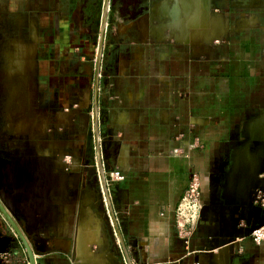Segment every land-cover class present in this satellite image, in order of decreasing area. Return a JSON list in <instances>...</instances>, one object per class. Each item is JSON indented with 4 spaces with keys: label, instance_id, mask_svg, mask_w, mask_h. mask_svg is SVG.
<instances>
[{
    "label": "crops",
    "instance_id": "1",
    "mask_svg": "<svg viewBox=\"0 0 264 264\" xmlns=\"http://www.w3.org/2000/svg\"><path fill=\"white\" fill-rule=\"evenodd\" d=\"M190 1L198 2V7ZM202 1L131 0L138 6L131 14L139 15L129 23L137 24L138 47L114 45L104 51L98 90L99 144L103 170L124 175L120 181L107 182L121 244L103 235L104 216H110L88 188L80 193V204L59 200L58 208L49 202L48 196L67 195L73 177L54 168L52 157L37 152L34 140L17 159L0 165L4 189L29 196L11 215L18 228L47 232V238L59 231L60 238L46 244L45 253L35 254L37 263L72 264L67 253L74 240L76 264H106L107 258L127 264L124 252L131 262L142 264H264V243L252 242L249 226L240 218L255 176L264 180V0H207V6ZM94 3L9 0L6 7L15 9L22 38H32L26 43L35 44L29 49L16 45V63L26 66V72L15 73L27 77L25 81L31 76L35 89L38 83L36 106L66 107L74 103L79 90L82 98L86 94V69L98 43L93 41L94 17L85 7ZM158 5L162 10L152 16ZM61 8L67 12L57 13ZM196 12L220 22L219 28H207L208 34L218 32L202 44L194 36L188 39L195 32L190 18ZM175 22L173 35L168 25ZM129 24L119 30H128ZM57 62L65 66L64 74L54 70ZM77 70L81 72L72 74ZM18 85L20 94L25 92L22 102H29L28 90ZM87 122L88 116L81 113L82 130ZM34 128L45 135L48 125ZM80 142L83 149L85 142ZM190 169L199 174L205 209L185 244L175 231L174 211ZM54 176L64 180L56 183L59 188L40 185ZM259 213L263 223L264 208ZM233 238L230 252L222 242ZM5 250L15 255L13 264L29 263L25 246L0 211V253Z\"/></svg>",
    "mask_w": 264,
    "mask_h": 264
},
{
    "label": "rangeland",
    "instance_id": "2",
    "mask_svg": "<svg viewBox=\"0 0 264 264\" xmlns=\"http://www.w3.org/2000/svg\"><path fill=\"white\" fill-rule=\"evenodd\" d=\"M8 2L9 0H0V155L6 158H8L9 156H19L23 152V150H28L31 145V141L34 140V138L37 136L41 137L39 141L41 143H44L45 135H42L37 131H35L34 125L37 127L39 126V124L42 123L41 118L45 117L43 116L44 114L42 112H44V109L46 108L41 106L40 104L39 106L41 108H39L38 106L36 107L35 106L36 101H33L34 99L31 97V95L29 96V102H27L28 100H24V102H27L26 104L22 102V100L24 99L23 96L25 95V92H21L23 93L22 94L23 96L20 94V90H18V88H21L18 85L19 83H22V86H25L29 94H36V90L38 91L39 88L37 82H36L37 86L35 89L34 81L32 83L33 86L31 87L28 83H24L20 81L21 78L23 80V75H20L19 77V74L15 73V71L17 72V70H19V72H24V71L26 72V66H22L21 63L20 64L16 63V61H18L17 59H15L17 55L16 45H18L19 43L21 45L28 47L29 49V48H33L35 44L26 43L28 40H32V38L29 39L22 38L23 35L21 34H23V31H20L19 27L15 24V13L9 12V10L6 7L8 5ZM155 7L156 6L152 8L151 14H153ZM101 9H102V0H95L94 4H88L85 7V12H87L88 15L91 14L90 16H93L95 20L94 21L95 27L93 32V41L95 44L98 36L99 23L101 18ZM149 9L147 13H150ZM212 10L214 9L209 7L208 11L214 12ZM133 11H134L133 6H130L129 3L125 4L124 0H115L114 5L110 7V11L107 18L108 25L105 33L106 34L105 51H107V48L109 46L112 48L114 45L115 47L117 46L119 48L128 47L130 49H132V47L133 48L138 47L140 43V39H139L140 33L139 31H137L138 30L137 24L134 25L129 24L130 21H133L135 17L138 15V14L132 15L131 13ZM65 12L67 11L66 10L57 11V13L59 14ZM151 23L155 24L157 23V21L153 20V22ZM126 24L127 25L129 24L128 30L120 31L119 29L122 27V25H126ZM207 28H197L198 32H194L192 35L190 34L188 39L194 36L193 39L196 38L195 40L198 44H202L204 41H209L211 35L207 33ZM207 35H209V37ZM151 37L155 38L154 35H152ZM22 39L25 40V42ZM104 59L105 61L107 60L106 55ZM93 63H94V56L91 58V63H90V66L92 67L91 69L92 72H93ZM78 72L81 71L77 70L75 73L72 72V74H76ZM88 77H89L88 87L85 90L86 94L84 95L83 98H82V93L79 90L76 95L77 99H75L74 103H72L70 106H66V111H64V109L62 108L61 109L58 108L54 110L56 112L61 111L65 113L69 112L70 110L76 111L75 109L79 108V104L80 102H82V99L85 101L86 98L87 102H85V108L82 107L80 109L81 110L80 112L85 113V116H88V122H87L88 126L86 130L84 131L83 130L80 131V129L76 130V126L79 121V117H77L76 120L74 118L76 113L73 114V117L71 118L74 121V126L72 128L70 127L66 129L64 125L60 126L56 124L57 121L56 114L54 113L50 114L49 112L48 113L46 112L47 113L46 115L49 117L47 132H49L50 136H54L58 140H62L63 142H65L66 140L67 141L72 140L74 136L79 135L80 139H83V141L85 142L84 148L80 150V154H76L78 152H76L75 150L73 151V149L68 147L67 152L69 153L68 155L69 157L62 158L59 152L57 153V151L54 149L51 151V154L49 155L53 159L58 160V162L62 163L61 166L62 170L68 168V170H63V171H65L66 173H68L73 177L72 183L68 188V192L66 196L63 197L48 196L49 202L55 204L57 207L60 204L59 200H62L61 201L62 204L64 203L65 204L71 203L74 205L80 204V202L78 203L77 200L79 199L80 193L84 188H88L89 191L91 192L90 194L94 198L95 196H98V199L100 200V204L104 206V202L102 201V193L100 191L96 163H95V149H94V138L92 131L91 116L89 117L88 114L89 112H91L92 93H93V73H91V75H89ZM25 109L27 112H29V114H27L26 111H23ZM36 109L39 110L42 109L41 110L42 112H36L37 111ZM36 113L39 114H37L36 116L35 115ZM23 117H27L28 119L26 121L25 120L19 121V119ZM29 126H31V128L34 129L35 131L34 133L31 132L32 129ZM74 162L77 163L76 167H73ZM45 191H47V189ZM19 220L21 219L19 218ZM103 220H104V225H106V229L103 232V235L107 234L109 240L115 242L116 235L114 233L112 223L108 218L107 214L104 216ZM36 231L37 229H35V231L28 229L21 230L23 235L26 237L27 240L31 242V244L33 243V241H37L39 244H41L40 239H42L43 240L42 243L46 246V244H52L53 238L55 237L60 238L59 231L58 233H56V236L55 233H52L51 238H47V236H45V234L47 235V232H44L45 234L39 232L37 237L35 235L37 233ZM73 246H74V240L70 243V250H68L67 253L69 256H72L71 258L72 264L77 263L78 260L76 253L73 254Z\"/></svg>",
    "mask_w": 264,
    "mask_h": 264
},
{
    "label": "water",
    "instance_id": "3",
    "mask_svg": "<svg viewBox=\"0 0 264 264\" xmlns=\"http://www.w3.org/2000/svg\"><path fill=\"white\" fill-rule=\"evenodd\" d=\"M107 10H108V0H104L103 8H102V14H101V22H100V31H99V38H98V45H97V54H96V62H95V77H94V92H93V108H92V125H93V134H94V149H95V158H96V165L98 169V178H99V185H100V191L103 196V202L104 206L107 209L112 226L114 229V233L117 234V223L115 222V216L113 215V210L111 208V203L109 199V193H108V187H107V181L105 178V173L102 166L101 161V152H100V144H99V125H98V90H99V70H100V61H101V52L103 47V39H104V33L106 28V19H107ZM208 43V42H206ZM263 191L264 190V180L258 179L256 176L250 186L249 192L247 194V205L244 207L240 214V218L243 219L247 226H249L248 235L250 232L258 228L263 223H259V217H260V210L261 208L258 206H255L253 204L254 197L257 193V191ZM20 200V197L18 194L16 195H10L7 191H4L0 193V211L3 214V216L6 218V220L9 222V224L12 226L15 234L20 239V241L25 246L28 257H29V264H39L35 260V254H43L46 252V246L42 243L39 244L37 241H33L32 246L29 244L26 237L23 235L21 230L18 228V226L15 224L14 220L12 219L11 215L14 216L16 214V201ZM253 208H256L258 211L254 212ZM204 206H202L201 212H200V218L203 217L204 213ZM28 230H33L28 227ZM38 237V233L35 234ZM35 236V237H36ZM107 236V234H106ZM120 234L116 235V238L118 242L119 241ZM233 239H227L223 240L222 244L227 247L230 252L234 250L233 247ZM76 241V240H75ZM75 243V242H74ZM34 249V252H33ZM123 249V248H122ZM222 249V248H221ZM225 249V248H224ZM36 252V253H35ZM73 254H75V245L73 246ZM126 255V256H125ZM125 260L127 261V264H131V260L129 259V256L126 252H124ZM106 264H120L117 259H111L107 258ZM76 264V263H74Z\"/></svg>",
    "mask_w": 264,
    "mask_h": 264
},
{
    "label": "built area",
    "instance_id": "4",
    "mask_svg": "<svg viewBox=\"0 0 264 264\" xmlns=\"http://www.w3.org/2000/svg\"><path fill=\"white\" fill-rule=\"evenodd\" d=\"M105 178L107 182L120 181L124 175L119 170H111L105 173ZM253 204L264 208V190L257 191ZM202 206L200 177L195 170L190 169L186 189L174 211L175 231L185 244H188L189 239L196 231ZM249 237L255 244L264 243V225L253 229ZM15 259V255L10 250L0 253V264H13ZM131 264L142 263L133 261Z\"/></svg>",
    "mask_w": 264,
    "mask_h": 264
},
{
    "label": "flooded vegetation",
    "instance_id": "5",
    "mask_svg": "<svg viewBox=\"0 0 264 264\" xmlns=\"http://www.w3.org/2000/svg\"><path fill=\"white\" fill-rule=\"evenodd\" d=\"M130 2H129V5L130 6H133V10L134 11H138V6L137 7H135L133 4H132V2H131V0H129ZM146 0H141V3H143V2H145ZM103 3H104V0H102V8H103ZM114 3H115V0H108V10H107V18H108V14H109V11H110V7L112 6V5H114ZM134 8H136V9H134ZM61 11H63V8H61L60 9ZM133 11V12H134ZM9 12H13V13H15V9L14 10H9ZM136 13V12H135ZM101 14H102V9H101ZM137 14V13H136ZM138 15H139V13H138ZM137 15V16H138ZM106 22H107V19H106ZM107 25H108V23H106V28H105V33H106V30H107ZM99 31H100V28H99ZM104 33V39H103V47H102V52H101V61H100V70H99V81H100V79H101V63H102V59H103V55H104V51H105V34ZM98 38H99V35H98ZM98 38H97V43H98ZM10 51V50H9ZM8 52V51H7ZM105 53H106V51H105ZM96 54H97V48H96V51L94 52H92V55L94 56V63H93V72H92V67L91 66H89V68L88 69H86V72L88 73V76L89 75H91V73H93V92H94V77H95V62H96ZM79 55H80V53H79ZM76 56H78V54H76ZM8 58V57H7ZM9 63V62H8ZM54 70L57 72V73H59V74H63V73H65V71H66V69H65V66L63 65V64H61L60 62H57V63H55L54 64ZM74 97V101H75V99H77V97H76V95H73ZM93 96V95H92ZM93 98V97H92ZM80 102V101H79ZM85 102H87L86 101V98H85V101L82 99V102H80V104H79V108H76L75 110L76 111H74V110H70L69 112H67V113H71V115H72V117H73V114H75V120L77 119V117H79L80 116V114L82 113V112H80L81 110V108L83 107V105L85 106ZM39 108H41L40 106H39ZM64 109V111H66V107H61V106H59V105H57V106H54V107H46L45 109H44V111L45 112H49L50 114L51 113H54V114H57V113H59V112H61V111H59V112H56V111H54L55 109ZM92 108H93V101H92V103H91V112H89L88 114H89V117L91 116V122H92ZM47 109V110H46ZM42 110V109H41ZM40 110V111H41ZM78 115V116H77ZM49 124V123H48ZM74 126V121H73V119H72V126H71V128ZM66 129H68V128H70V127H67V126H64ZM77 129H80V131H82V127L79 125V121H78V124H77V126H76V130ZM84 131V130H83ZM42 135H44V134H42ZM79 137V138H78ZM39 139H41V137H35L34 138V141L36 142V151L37 152H39V153H42V154H44L45 156H48V157H51V156H49L50 154H51V151L54 149V150H56L57 151V153L59 152V154L62 156V158H65V157H69L68 155H69V153L67 152V149H68V147H70L71 149H73V151L75 150L76 152H78V153H76V154H80V145H81V139H80V136L78 135V136H74L73 137V139L72 140H69V141H65V142H63L62 140H58L57 138H55L54 136H50L49 135V132H47V129H46V133H45V137H44V143H41L40 141H39ZM39 143V144H38ZM39 145V146H38ZM19 156H21V154L19 155ZM19 156H9L8 158H6V157H2L1 155H0V165H6L7 163L9 164V163H11L13 160H15V159H17ZM55 160V159H54ZM56 161V166H54V168H57L58 169V171L59 172H63V173H66L65 171H63V170H68V168H65V169H61V166H62V163L61 162H58V160H55ZM95 163H96V158H95ZM64 164H66V163H64ZM74 165V164H73ZM74 167V166H73ZM96 168H97V165H96ZM104 173H106V171H104ZM68 174V173H67ZM97 174H98V169H97ZM4 186H3V184H0V193H2V192H4Z\"/></svg>",
    "mask_w": 264,
    "mask_h": 264
},
{
    "label": "bare ground",
    "instance_id": "6",
    "mask_svg": "<svg viewBox=\"0 0 264 264\" xmlns=\"http://www.w3.org/2000/svg\"><path fill=\"white\" fill-rule=\"evenodd\" d=\"M198 1V0H197ZM191 2V5H192V7L194 6V7H198L197 5H198V2H196V1H190ZM202 2H204V6H207V0H203ZM163 6H156L155 8H154V12H153V14H151L152 16L154 15V14H158V12H159V10L162 8ZM211 7L213 8L214 6H213V4L211 3ZM205 8V7H204ZM206 9V8H205ZM162 10V9H161ZM171 13V12H170ZM214 22V23H213ZM169 27V32L171 33V34H175L176 33V30H177V24H176V22H175V25L174 24H171V25H168ZM190 26L191 27H193L194 28V30H195V32H198L197 31V28H207V27H210V28H219L218 26H220V22L219 21H216L215 22V20H212V21H210V18H209V14H205V13H201L200 14V12L198 13V12H196L195 14H194V16H192L191 18H190ZM148 28V27H147ZM157 28V27H156ZM192 28V29H193ZM146 28L144 27L143 29H142V31H143V36H145L146 35V30H145ZM153 29V28H152ZM164 30V29H163ZM187 30H189L188 28H187ZM148 31V30H147ZM149 32V31H148ZM217 32L218 31H215V30H212V33H210V35H211V37L212 36H215V35H217ZM184 33V32H183ZM160 35V34H159ZM206 36V35H205ZM182 37H184V38H186V36H185V33H184V35H182ZM23 49V48H22ZM21 49V50H22ZM30 58V57H29ZM17 65V64H16ZM20 75V74H19ZM24 78H27V77H24ZM23 78V80H22V82H24V83H28L29 85H30V87L31 86H33L32 85V79H31V76L29 77V79L27 80V81H25V79ZM33 90H34V88H33ZM33 93V92H32ZM31 95V97L34 99L33 101H35L36 100V94H29V96ZM32 102V101H31ZM35 106H36V104H35ZM37 107V106H36ZM37 111L36 112H42V111H40L39 109H36ZM34 111V110H33ZM44 115L43 116H45V117H43V119H45L46 121L45 122H43V120H41L42 121V123L41 124H39V126H43V127H46L47 125H48V123H49V117L46 115L47 113L44 111V112H42ZM37 114H39V113H36L35 115L37 116ZM57 117H58V119H57ZM66 117V118H65ZM72 118V115H71V113H65V112H59V113H57L56 114V119H57V121H56V124L57 125H64V126H67V127H69V126H71L70 124H71V119ZM49 182H48V181ZM46 181L47 182H45V180L43 181V183H41L42 185H43V187H44V185L46 186V188L47 189H53V187L55 188L56 187V183L57 182H60V184L61 183H64V180L62 179V177L61 176H59V177H57V176H54L53 178L51 177V178H49V179H46ZM40 184V185H41ZM39 185V186H40ZM42 187V188H43ZM58 188H59V186H57ZM56 187V188H57ZM46 190V189H45ZM4 191H7V189H4ZM39 191V190H38ZM8 192V191H7ZM40 192V191H39ZM8 194H10V193H8ZM16 194H18L19 195V197H20V200H18V201H16V209H17V207H18V205H19V202H23V201H26V200H28L29 199V196H28V194H26V193H23V192H15L14 194H10V195H16ZM61 243V242H60ZM63 243V242H62ZM60 245V244H59Z\"/></svg>",
    "mask_w": 264,
    "mask_h": 264
}]
</instances>
